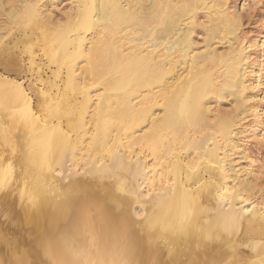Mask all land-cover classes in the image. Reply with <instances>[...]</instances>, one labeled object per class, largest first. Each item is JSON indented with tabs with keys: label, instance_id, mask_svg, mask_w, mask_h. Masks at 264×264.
<instances>
[{
	"label": "bare ground",
	"instance_id": "bare-ground-1",
	"mask_svg": "<svg viewBox=\"0 0 264 264\" xmlns=\"http://www.w3.org/2000/svg\"><path fill=\"white\" fill-rule=\"evenodd\" d=\"M262 59L264 0H0V207L36 244L0 264H264Z\"/></svg>",
	"mask_w": 264,
	"mask_h": 264
},
{
	"label": "rangeland",
	"instance_id": "rangeland-1",
	"mask_svg": "<svg viewBox=\"0 0 264 264\" xmlns=\"http://www.w3.org/2000/svg\"><path fill=\"white\" fill-rule=\"evenodd\" d=\"M240 3H241V1H239ZM238 2V6L240 5V3ZM256 25H251L249 28H248V30H249V32L252 34V36H250V35H248V36H250V38L252 39H256V38H258V39H260L261 37H262V34H260L259 33V29L258 30H253L252 31V29L251 28H253V27H255ZM251 29V30H250ZM256 31V32H255ZM255 34H254V33ZM256 34H258V36L256 35ZM260 37V38H259ZM252 39V40H253ZM263 61H264V59H262ZM41 63L40 62V59H38V61H37V64H39V63ZM40 65V67L38 68V66ZM39 65H35L34 66V71L32 72V71H23L20 75H18L17 76V74L15 73V74H13V78H15L16 80H18L19 82H24V84L26 85V87L31 83V84H33V85H37L38 87H40V88H43L44 86L42 85L43 84V82L45 83V81H47V79H48V77L50 76L51 77V71H48V70H46V66L45 67H43L44 66V62L43 63H41V64H39ZM41 65H43V66H41ZM37 66V67H36ZM43 67V68H42ZM39 69H41V71H37V70H39ZM2 74V75H1ZM0 75L1 76H4L5 77V75L7 76V74L6 73H4L3 71H0ZM41 78V79H40ZM40 80H43V82H41ZM98 89L97 88H95L94 90H93V93L94 92H96ZM255 142L253 141V139H250V140H247V141H245L244 143H243V147L240 149V151H238L237 152V154H235L234 156H233V159H235V156H236V158L238 157V155H242V156H251V153L252 154H254V156H255ZM251 144V145H250ZM245 145V146H244ZM254 151V152H253ZM251 152V153H250ZM252 158V157H251ZM254 158V159H253ZM251 160H249V162L247 163V161H240L241 162V168L242 169H245V172L244 173H242V179H245V177H247L248 175H253L254 173H261L260 174V178H261V176H262V179H260L259 178V181H258V185H259V189L262 191V189L264 188V162L263 161H261V160H263V159H261V157L258 159L257 157H253ZM238 160V159H237ZM236 160V161H237ZM257 160V161H256ZM252 161H255L254 163V165H252L251 164V162ZM258 161H260V162H258ZM239 162V163H240ZM259 164H258V163ZM67 162H65L61 167H55L54 169H55V171L57 172V171H60V172H62L63 173V171L64 172H66L67 171V169L68 168H70V166H71V164L69 163V165H68V163L66 164ZM251 164V165H250ZM263 165V166H262ZM69 166V167H68ZM252 166V167H251ZM257 166H259V167H257ZM262 167H263V169H262ZM258 168V169H257ZM61 169V170H60ZM247 169V170H246ZM262 171L263 170V172H259L260 170ZM63 170V171H62ZM70 172V173H69ZM69 172H67V174H68V176H70V174L72 173L71 171H69ZM247 173V174H246ZM251 173V174H250ZM83 174V173H82ZM79 175H81L80 173H79ZM62 176H64L63 174L62 175H60L59 177L60 178H62ZM84 176V175H83ZM81 177V176H80ZM72 179V176L70 177V180ZM69 179L67 180L66 179V181L68 182V181H70ZM141 183V182H140ZM35 186H38V185H36V183H35ZM143 187V192H142V194H144V192L145 193H147V191H148V188L145 186V185H143L142 186ZM259 189H257V192H255L254 194L252 193H250V194H246V195H244V200H248V201H250V203H254V204H257L258 206H259V208L260 209H262V210H264V202H263V200L264 199H262V197H261V191L259 192L260 193V195H259V193H258V191H259ZM17 192H18V190L17 189H14L13 191H12V195H17ZM140 192V191H139ZM138 192V194H140ZM256 194V195H255ZM260 196V197H259ZM261 198V199H260ZM144 199V198H143ZM146 199V198H145ZM148 200H149V198H147ZM147 199L146 200H143L146 204L144 205V206H146V208H145V211H147L146 213H148L149 211L151 212V209H150V205H148L147 203ZM248 203V202H247ZM133 208L135 209V212H136V214H137V216L138 217H140L139 219H143V217L145 218L146 217V214L145 213H142V211H141V208H139V206H138V204L137 203H135L134 204V206H133ZM149 210V211H148ZM150 212L147 214V215H149L150 214ZM213 211H211V213H212ZM144 214H145V216H144ZM215 213L213 212V215H214ZM7 213H5L4 212V209L2 208V207H0V234H6L7 236L8 235H10V236H12V237H14L13 235H17V232L16 231H21L20 232V234H19V232H18V237L20 238H22V240H23V242L24 243H22L21 244V242H22V240H21V238L19 239L18 238V241H19V244L20 245H23V244H25V245H23L22 247H23V249H24V251H29V249H30V251L32 252V255H33V252H35V249H36V247H34V249H33V251L31 250V248H33V246H36V244H35V240L33 239V237H32V239H30L29 241H28V239L29 238H31L30 236H33L32 234H30V233H33V232H30L31 230H32V228H30V227H26L28 230H29V232L26 230V228H23L24 226H23V224H22V226H21V224L20 223H17L16 221H13L12 222V219L10 218V216L9 215H7ZM212 215V216H213ZM9 219H10V221H9ZM9 222H8V221ZM12 224H11V223ZM16 222V223H15ZM11 225H10V224ZM17 224V227H15V225ZM8 226H11L10 227V229H9V227ZM18 226H19V228H18ZM22 227V228H21ZM10 231H9V230ZM18 229V230H17ZM31 229V230H30ZM27 232L26 234H25V231ZM6 231H9V232H7V233H9V234H7L6 233ZM14 231V232H13ZM234 231H236V232H232V236L231 235H229L228 234V236H227V234L226 235H223L224 233H226V232H223V237L224 238H226V236L227 237H229V236H231V238L229 237L228 239H230V240H232L234 237H235V235L237 234V230H234ZM236 233V234H235ZM26 236H25V235ZM27 234H28V237H27ZM29 234H30V236H29ZM21 235H23L24 236V239H23V237L21 236ZM27 237V238H26ZM16 239H17V237H16ZM27 240V241H26ZM34 241L33 243H32V241ZM31 241V242H30ZM28 243V245H26L27 243ZM29 243H30V245H32V246H29ZM27 247V248H26ZM31 247V248H30ZM27 250H26V249ZM28 252V254L30 253V256H31V252ZM26 252V253H27ZM0 256H2L1 254H0ZM2 258V257H1ZM6 259V258H5ZM5 259L3 258V261H5ZM2 260V259H1ZM0 260V261H1Z\"/></svg>",
	"mask_w": 264,
	"mask_h": 264
}]
</instances>
